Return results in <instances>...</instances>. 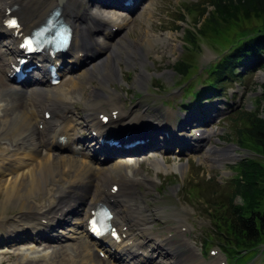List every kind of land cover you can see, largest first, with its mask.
<instances>
[{
	"label": "rangeland",
	"instance_id": "374dc122",
	"mask_svg": "<svg viewBox=\"0 0 264 264\" xmlns=\"http://www.w3.org/2000/svg\"><path fill=\"white\" fill-rule=\"evenodd\" d=\"M201 1L205 0H137V4L132 7V9H128L125 11H116L114 8H94L98 9L102 13V15L106 14L112 18H120L127 22V26L119 30L118 33H115L116 35H113V37L110 39V42L113 41L116 46L121 47L120 51L122 50V54L118 63L121 70V74L118 80L106 82L107 84L104 83V87L100 84L97 85L96 80L92 79V81L93 84L97 85L98 88L102 89V91L112 90L116 94H121V101L124 104L123 107L125 108V112L126 114H128V116L146 115L150 120L155 119V124H170L167 126L170 129L173 124L175 125L176 122H178V119L181 118L184 112H186V114L188 112L191 113L192 110L194 112V102H192V105H189L188 107H185L186 105L181 103V101H183L188 105L192 101L191 95L188 96L191 98V100L189 98H183V95L185 94L184 88L189 86L192 83V79L198 75H194L195 72L200 74L201 70L204 69V66H209V64L211 63L212 65L217 63L220 57L226 53L222 50L228 44V41L223 39L222 36L216 35L213 38L222 39V41H220V43L218 44L211 42L208 38H205L203 36L196 37L197 46L194 45V39L192 41H185V33L187 29H200V24L204 23V16L207 15V13L201 17L199 22H195V19L199 17L200 11L196 8L191 7L192 5L199 6L198 2ZM84 2L85 0L79 5L78 9L80 11L83 10L84 6H87ZM94 3L98 4L99 1H94ZM94 3L92 2L93 6L96 5ZM187 6L191 7L189 8V11L187 9ZM211 9L212 8H207V11H211ZM179 15H184L183 20L178 18ZM210 19L213 22L217 23V19L213 17ZM110 20L111 18L109 19V21ZM109 21L106 22V24H109ZM253 23L257 22L251 21L250 24H244L242 30L245 28L248 29V27ZM111 24H113V22L110 23V26L112 27ZM234 24L235 22H233L229 28L226 27L227 30H224L225 32H223V34L230 35V33L232 32V35H234V33H237L239 29H237L236 27L234 28ZM117 25L115 24L114 26ZM176 26H178V29H175ZM221 29L224 28L221 27ZM146 31L149 34L153 35L154 38L158 39V41L156 42V44L154 43L153 45H151L152 47L149 46L148 51L143 52L141 55L140 53L136 54V60L132 62V64H134L133 66H131L127 64L124 59L126 54V48H124V46L126 47V45H128L130 48L134 49L138 44V39L140 38L139 40H141L145 37ZM218 33L220 34V31ZM94 38L97 40L99 36ZM123 51L125 52V54L123 53ZM94 54H97L99 56L86 61L84 65L79 66L76 70L70 73L67 71L70 66L65 68V73L62 75L61 83L57 85V87L53 86L52 89V87L46 86V88H50V90L57 92H59L60 90V92H62L68 98H72L71 103L75 102L77 97L76 95H79L80 91H83L87 94L91 87L86 86V80L89 77L90 73L92 74L93 70L95 74L99 72L100 67L98 65L105 56L104 53L100 51H97ZM185 58L189 60V62L194 61V68L192 70L196 68V71L192 72L193 76L188 82L182 84L181 81L183 79L180 80L181 76L176 74V70L174 69V67L178 62L186 60ZM248 60H246L245 62L247 63ZM262 61L264 63V56L262 57ZM245 67L241 68V77H239V75L237 77H233L232 79L230 78L225 82H222L223 84L226 83L222 90V96L213 98L210 102L211 105L216 103V106L220 107L221 109H225V111L220 112L221 115L212 120L213 122H211L213 124L211 123L210 126L200 127L203 131H210L213 129L214 133H216L212 137L211 142L208 143L207 148L209 149L213 145H217L220 148L231 147L230 153L232 155L230 157L224 159L221 162L210 161L206 158V155L208 154L207 149L200 150V154L198 155H194L190 151L186 150L184 153H182L183 155H173L170 151H163L168 150L166 148H168L169 146L166 145V138L162 137L163 140H160V144H158L157 146L155 145V147L152 146L151 148L152 151L160 152V155L149 152V155L147 157L144 156L146 157V160L142 165H140L139 167L126 168L128 173L132 174L134 172L135 174H137L136 177L139 179L143 178L144 176H148L153 178L155 181L154 185L152 186L144 182H138L139 188L142 191V202L145 203L149 210H147L145 206H141L140 203H137L139 206L143 207L144 210H146L144 211V214H146L148 217V225H146L145 227H135V230L145 231L147 234L153 235V238L156 235L152 233L151 227L152 229H155L154 231H158L159 233L163 234V236L165 234L166 237L156 238L157 245L160 244L161 246L163 244V239L167 238L170 242V244L168 243V246L172 245L174 246V249H176V247H181L182 252H179L182 255L181 264H222V261H224V257L219 251V247L215 246L216 244H218L217 240L214 239L213 241L216 242L211 241L209 243L210 247L208 248L207 255H204V258L201 256H194L190 254L189 251H192L194 253L193 250L196 249L195 247H193V240L201 250V242L203 241V238L208 236V234L210 233L209 230H211L212 220L210 216H220L224 214L226 209L224 205H227L228 203V198L230 197L233 190V182L235 177L238 176L239 166L242 160L247 158L262 160L260 151L254 149L251 146H242V142L239 141L237 137L238 130L242 129L247 124L244 119V115H242V112H259L260 115L264 116V64L263 67L258 69L255 68L252 71H247L248 69ZM142 70L145 72L143 76L140 77L139 75ZM2 76V72L0 71V80H4ZM74 81L80 82L76 89H73L72 87V83ZM4 82L7 83V81L5 80ZM7 84L8 87H11L13 85L9 83ZM13 86L16 87V85ZM224 94L225 96H223ZM207 97L209 96H206L205 98ZM5 98L7 97L0 95V100H3L0 103L1 107H3L2 105L6 104ZM80 101L81 100H78V104L75 103L74 105L75 107L73 112L76 116L75 121H78V117H82L84 114L83 110L81 109L83 108V106ZM220 101H224V105L218 103ZM92 103L96 102L93 101ZM105 103H107V101H105ZM92 107L100 108L101 105H93ZM106 107V110H109L110 105ZM180 108L182 109V113H180L181 116L178 114ZM229 108H231L230 111ZM168 109L171 110L170 113L168 112ZM166 110L169 114L164 113V111ZM1 111L0 128L2 127V123L5 122L4 119L6 118L5 116V118L3 117V111ZM9 111H11V109L6 110L7 113ZM199 111H202L199 112V114L202 113L203 115L211 113L210 110L205 109V107L200 108ZM91 114L93 115V113ZM187 116H189V114ZM173 119L175 120V122ZM181 123L184 124L183 119L181 120ZM191 124L188 126H191ZM188 126H181L182 131L184 130L183 133H176V130L175 133H172L174 137L172 138V140H174L173 144H176L178 146L180 143L186 144L188 142L187 138H184L183 141L181 140L182 135L187 134L189 136L190 134H192L195 125L186 129ZM39 128L41 129L42 126H39ZM77 128L79 129V132L84 131V129L80 125H77ZM170 132H172V130ZM212 132L213 131L208 133ZM189 137L192 136L190 135ZM205 139L207 138H203L202 140ZM153 140L156 139L154 138L151 141ZM15 141L16 140L14 138L11 139V137H3V139H0V156L2 155L4 157L14 158L16 161H14V165L15 163L16 165H21L20 161L22 160L27 161L30 165H32L36 163V161H38L42 156L47 155L50 151L54 154L61 153L70 155L68 154V152H70L69 150L68 152L58 150V153V151H56L55 149H47L45 147H42L40 149L38 155L36 154V157H29L24 155V153L16 154V151L14 149ZM175 141H177L178 143H175ZM141 148L142 147H138V149ZM183 149L184 147L181 148V150ZM152 156L160 157L158 159L159 162L161 159L164 160V157L166 156L167 159L164 160V164L157 168L152 165V162H149ZM17 157L19 159H17ZM80 159H83V161L86 162L85 157ZM147 162H149V164ZM3 163L4 162L0 159V166ZM98 163L101 164L100 162ZM113 163L114 161L108 160L101 165L110 167L113 165ZM174 163L183 164L186 166V169L184 171L175 170L171 172H167L164 170L165 165L169 166L173 165ZM92 165L94 166L95 164ZM101 165L99 166L103 167ZM158 165H160V163H158ZM21 171L23 170L20 169V172ZM11 176L12 174H9L8 172H3L2 170L0 171V181H3L6 185L11 184ZM50 182L52 183V186L54 184L53 190L50 189L47 191L46 186L43 185L39 193H33L31 196L27 197L28 204L26 205L32 206L33 209L36 210L35 213H41L48 209L50 206H55L58 202L57 189L59 182ZM2 186L3 185L0 184V203L4 198V192L1 190ZM198 191H200V195L198 194ZM219 201L224 205H221ZM239 202L240 198L238 197L236 198L235 203ZM17 206L18 205H9L3 211L0 208V232L1 230L4 232L2 237H0V241H9L8 239L14 240L11 243L12 246H9L7 248L8 255H4L5 253H3L0 249V264H24L25 262L30 261L27 260L30 259V257L27 255V252L36 248H38V250L35 255V259L38 260H35L34 262H38V264H68L71 261L79 262L81 257L83 256L80 241L84 240V242H87L89 246H93L83 235L79 234L75 236L73 235V233L68 232L66 229L62 228L61 229L63 232H67L59 235H63L64 238L69 237L71 239H66L61 242L55 241L53 243L46 242L45 244H47V246H45L44 244L42 245L41 243L35 244V242L31 241H22L30 236V232L22 234L21 237L16 235L10 237V235L12 234V229H8V225H16L15 222L17 221V219H20L21 216L28 217L31 215L27 214L25 211H22V209H17ZM213 209L215 212H212ZM177 215H181V217L187 218L188 222L191 224L192 230L187 234L193 235V240H189L192 243L191 247H188L184 242L187 250L183 246L181 241L182 237H184L183 235L174 237L172 236L174 234V232L172 231L174 229L176 220L175 216ZM69 217H71V220L74 218L73 215ZM69 217L67 219H69ZM28 219H31V217H29ZM67 227L68 225H66V228ZM56 230H59V227H57ZM189 241L187 243H189ZM140 242L143 244L142 246L144 247V250H153V247L155 246V242L151 243V240H149L145 236H142ZM41 245L42 248H39ZM168 246L164 247L165 249L167 248V251ZM213 248L216 249V255L210 256L211 254L209 253V251ZM40 249L44 250L45 252H41ZM169 250L171 252H168L173 255V250ZM49 252H52V254H46V256L48 255L46 259H40L42 253L45 254ZM164 252L165 250L159 249V251H154L153 254L158 255L156 258L157 260H162L167 264H174L175 261L171 262L173 259H171L169 255L161 258V254ZM147 253L148 252L146 251V254ZM26 255L28 256L27 258H25ZM95 255L101 258L97 254V252L95 253ZM178 256L179 254H177V258L180 260ZM233 261L234 259L232 258L230 262ZM113 262L115 264L114 260ZM237 264H264V249L259 251H249L246 255H244L237 261Z\"/></svg>",
	"mask_w": 264,
	"mask_h": 264
},
{
	"label": "bare ground",
	"instance_id": "6f19581e",
	"mask_svg": "<svg viewBox=\"0 0 264 264\" xmlns=\"http://www.w3.org/2000/svg\"><path fill=\"white\" fill-rule=\"evenodd\" d=\"M83 1L84 0H62L61 6H63V10L61 16L63 19L71 23L74 28V34L72 37L70 48L72 53H69V57L71 58L68 60L69 62H73L72 64H76L75 62L80 61L82 58H87L89 54L86 53V48L87 51L95 48L94 53L100 51L105 55L98 65L100 67L99 72L95 74L93 70L92 74L90 73L89 77L86 80V86L91 87L87 94L83 91H80V94L76 95L77 97L75 102L71 103L72 98H68L66 95L60 92V90L59 92H57L50 90V88H44L43 85L45 83L43 85L41 83H34L32 85H29L27 80H23V86L18 85L15 87L12 85L11 87H8V84L5 83L4 80H0V95L7 97L5 98L6 104L3 103L4 106L2 105V108L0 105V111L2 110L3 117H6H4L5 122L2 123V127L0 128V139H3V137H11V139L14 138L16 140L14 148L16 154L24 153V155L26 156L36 157V154L38 155L42 147H45L47 149L55 148L59 151L71 150L75 152L76 150L72 148L71 145L75 144V142L82 141V139H80V137L78 136V131H76L74 127V123L76 121L72 116L74 108L73 106L78 102V100H81L80 102L82 103L86 118L84 119V121L87 122V127L92 130H96L100 135L108 131V129L103 128V126L100 125L99 121L95 120V118L91 114V110L98 107H92L93 105H101L99 110L104 112L107 109L106 106L110 105V119L108 122L110 125L114 124L113 126L119 128L113 129L116 135L121 137L123 136L124 132H127L130 136L144 134L148 135L147 137H150V140L146 141L144 144L136 145L135 147L128 150L104 146L110 153L109 156H122L126 154L135 156L144 150H148L151 146L155 147V140H151L154 138L156 139L157 131L158 134L159 131L160 133H167V138L172 139L174 138L172 133H175V130L176 133H180L182 132L181 126H188L192 123L188 119L189 116H187L186 113H183L178 122H176L175 125L173 124L170 129L169 127H167L170 124H161L160 126H158V128L160 129H149L147 127H149L150 125H155V119L150 120L146 115L128 116V114H126L125 112V108L123 107L124 104L121 101V94H116L112 90L102 91V89L98 88L97 85L99 84L103 86L106 82L118 80L121 74L118 63L122 54V50L120 51L121 47L116 46L113 41L110 42L109 37L112 33V27L108 28L107 26H105V24L102 22V18L104 17H101V19L92 18L88 16V14L87 19H90L92 21L94 29L96 28V26L98 27L97 32L99 33L98 36H100V39L98 38L97 40H95L94 34L91 36L92 33H90L89 37L91 38V41H87L88 44H86L84 40L86 30L82 25L84 21H82V14H80L78 10L80 3H82ZM87 1L90 3V6H88V8L90 7V10L87 13L90 14L94 12L96 14H101L100 11L92 9V2H100V0H86V2ZM103 2H107L104 3L105 6L115 5L112 0H105ZM57 4V0H0V38L5 34L10 33L7 28L3 27V22L5 21L7 16L18 13L21 17V24L23 25L22 30H26V32H28L33 27L42 22ZM133 5L134 3L132 4V6ZM9 9L11 11L10 13H7ZM86 11L87 8L85 9V12ZM104 16L107 17L109 15L104 14ZM115 20L112 21L113 24L111 25L114 26L115 24H118V27L115 26L117 28L116 30L127 26L126 21L120 18L117 19L118 21ZM107 28L109 30H106ZM92 29L93 28L91 27L90 30L92 31ZM147 31L143 39H138V44L134 49L130 48L128 45H126V47L124 46V48H126V54L124 51L123 53L125 54L124 59L127 64L133 66L134 63L132 64V62L136 60L135 55L139 53L141 55L143 52L148 51V47L153 45L154 43L156 44V42L158 41V39L154 38V36L149 34ZM17 41V37L14 36H11V38L7 37V39L2 38V40H0V71H3L4 75V70L7 66L6 60L20 51L18 47H16ZM91 45L93 46L92 48ZM73 48L74 51H72ZM79 52H81L82 54H79ZM50 57L51 59H53V61H57L59 56L56 55L55 57H53L52 55H50ZM39 59L45 64L49 59L48 54H41L39 56ZM38 68L41 71L43 70L42 65ZM144 72L145 71L142 70L139 76H143ZM92 79L96 80L97 85L93 84ZM79 84L80 82L74 81L72 83L73 89H76ZM104 100L107 101V103H105ZM1 101L3 100H0V103ZM93 101H95L96 103H92ZM7 109H11V111L7 113ZM41 109H43L42 115L40 113ZM45 112L50 113V117L48 119H45L44 117ZM182 119L184 120V124L181 123ZM40 124H43V130H39L37 128V126H39ZM171 130L172 132H170ZM210 135L211 133H203L202 139L209 138ZM59 137L64 138L62 139V141H60ZM183 138L184 137H182L181 139L182 141ZM202 139L200 141H202ZM162 140L163 139L161 137V141ZM166 145L170 146L169 143H166ZM83 146H85V144H83ZM138 147L142 148L138 149ZM178 149L179 148H176V151H178ZM99 151L100 150L94 149L93 154L97 155ZM230 152L231 147L220 148L217 145H213L208 149L206 158L213 162H221L232 155ZM146 153L143 154H145L146 156ZM75 157L76 156L61 153L54 154L50 151L47 155L42 156L38 161H36V163L32 165L24 160L20 161L21 165H16V163L14 165V158L4 157L2 155L0 156V159L4 162L0 166V171L2 170L3 172L12 174L11 184L6 185L3 181H0V184L3 185L1 190L4 192V198L0 203L1 210L3 211L9 205H18L17 209H22V211H25L27 214H31L28 217L21 216V218L17 219V221L15 222L16 225H8V229H12V234L10 235V237L14 235L21 237L22 234L30 232V236L25 239L37 240V234L42 235L45 232H48L54 224H58V226L62 224H68V228L71 231L73 230L76 235L82 234L83 236L85 235L88 237V233L86 230L87 223H84V221L86 222L89 211L98 201L105 202L113 207L115 211L114 222L115 224L119 225L122 232H124L122 230V226L125 225H128L131 228L133 226L145 227L146 225H148V217L146 214H144V211L146 210H144V208L139 206L138 204H135V206L132 207L126 204V201L124 199V195L128 193V190L132 189V186H134L135 183L144 182L152 186L155 182L151 177L144 176L143 178L139 179L136 177L137 174H135L133 171L132 174L128 173L126 168L131 167L130 164L136 163L137 161L135 159H133L131 163L126 157H119L117 162L113 166L106 168L100 167L99 165L101 164H99L98 161H94L93 163L96 164V166H93L88 162H84L83 159L80 160ZM159 158L160 157L158 156H154L150 159L152 160V165L157 168L165 163L163 159H161L159 162ZM17 159L19 158L17 157ZM164 159H167V156L164 157ZM158 163H160V165H158ZM20 169H22L23 171L20 172ZM185 169V165L174 163L173 165L169 166L165 165L164 170L167 172H171L175 170L184 171ZM128 174L131 176L133 175L136 179L130 177ZM50 181H54L57 183L59 182L57 189L58 202L55 206H50L48 209L41 213H35L36 210H34L32 206L26 205L28 204L27 197L31 196L33 193H39L43 185L46 186L47 191L50 189L53 190L54 184L52 186V183ZM110 182L119 183L120 188L117 192L112 193L107 189V186ZM72 215L74 216L72 222H68L67 218ZM29 217H31V219H28ZM175 217L176 220L174 229L172 231L174 232V234L170 235H172L173 237L183 235L184 237L182 238H184V242L188 247H191L192 243L191 241H189L190 237L187 236V233L192 230L191 224L188 222L187 218H183L181 217V215H177ZM82 224H84V230H82ZM62 237L63 235H57L53 238L54 240L61 242L59 238ZM106 241L108 243L111 242L109 238H107ZM188 241L189 243H187ZM162 243L163 244L161 246L160 244H158V246L164 248L165 246H168L169 241L167 238H164ZM80 244L82 247L83 256L81 257L79 262L71 261L69 263L113 264L97 257L93 252V248L89 246L87 242H84V240H81ZM142 245L143 244L135 237L133 230H131L130 233H127L126 238L116 245L115 250L117 252L115 253V255H117V253H120V255L127 254V256L132 255L134 257V255H139V251L141 250V253H144V256H146V258L142 260L145 261V263L167 264L162 260H157L153 253L146 254V250H144V247ZM171 246H168V251H170L169 249H172L174 254H179L178 257L181 260H175L174 263L181 264L182 255L179 253L182 252L181 247H176V249H173L174 247L172 246V248ZM105 251L109 257H112L114 254L109 250ZM48 254L50 255L52 254V252H49ZM4 255H8L7 252H5ZM114 261L116 262L118 261V259H115ZM24 264H38V262L27 261Z\"/></svg>",
	"mask_w": 264,
	"mask_h": 264
},
{
	"label": "trees",
	"instance_id": "16d2710c",
	"mask_svg": "<svg viewBox=\"0 0 264 264\" xmlns=\"http://www.w3.org/2000/svg\"><path fill=\"white\" fill-rule=\"evenodd\" d=\"M198 3L199 6H191L200 11L195 22H199L204 14L207 15L204 16V23L200 24V29L186 30L185 41L194 39L196 46L197 36L208 38L214 43L222 41L213 38L215 35L222 36L228 41L226 53L217 63L208 66L207 75L203 79L204 84L201 86L204 88L196 92L201 96L204 92L210 91L212 96H215L216 92L222 90V82L239 76L242 67L246 66L245 68L248 69L246 60L257 61V69L263 67L264 0H205ZM191 7L187 6L188 11ZM207 8L212 9L207 11ZM212 17L217 19V23L210 19ZM178 18L183 20L184 15H179ZM251 21L257 23L242 30L243 25L250 24ZM233 22H235L234 28L239 31L234 35L232 32L230 35L223 34L224 30H227L226 27L229 28ZM175 29H178V26ZM193 63L194 61L189 62L186 59L178 62L174 67L183 82L189 79L186 75ZM242 115L247 124L238 130L237 137L242 142V146H251L260 151L262 160L252 158L242 160L227 205L219 201L226 208L224 214L210 216L214 236H207L203 241L206 248L210 240H217L229 261L232 258L238 260L249 251H256L259 244L264 242V116L259 112H242ZM198 194L200 195V191ZM238 197L240 202L235 203ZM212 212H215L214 209Z\"/></svg>",
	"mask_w": 264,
	"mask_h": 264
},
{
	"label": "snow or ice",
	"instance_id": "6c2138e0",
	"mask_svg": "<svg viewBox=\"0 0 264 264\" xmlns=\"http://www.w3.org/2000/svg\"><path fill=\"white\" fill-rule=\"evenodd\" d=\"M10 23L12 26H16V21H11Z\"/></svg>",
	"mask_w": 264,
	"mask_h": 264
}]
</instances>
